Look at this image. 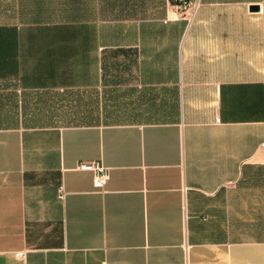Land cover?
<instances>
[{
	"label": "crops",
	"instance_id": "0c3cea01",
	"mask_svg": "<svg viewBox=\"0 0 264 264\" xmlns=\"http://www.w3.org/2000/svg\"><path fill=\"white\" fill-rule=\"evenodd\" d=\"M185 1L0 0V264H264V0Z\"/></svg>",
	"mask_w": 264,
	"mask_h": 264
},
{
	"label": "built area",
	"instance_id": "2783aa9c",
	"mask_svg": "<svg viewBox=\"0 0 264 264\" xmlns=\"http://www.w3.org/2000/svg\"><path fill=\"white\" fill-rule=\"evenodd\" d=\"M177 7L180 13L188 18L193 16V7H190L189 2L185 0H175L174 8ZM78 170L81 171H90L92 176V186L95 190L102 191L109 179L108 169L103 164L99 162H86L81 163L77 166ZM59 192L62 193V189H59ZM14 256L17 258H24L22 253H17Z\"/></svg>",
	"mask_w": 264,
	"mask_h": 264
},
{
	"label": "water",
	"instance_id": "95a60500",
	"mask_svg": "<svg viewBox=\"0 0 264 264\" xmlns=\"http://www.w3.org/2000/svg\"><path fill=\"white\" fill-rule=\"evenodd\" d=\"M257 6H251L250 8H249V10L250 11H253V12H256V10H257Z\"/></svg>",
	"mask_w": 264,
	"mask_h": 264
},
{
	"label": "trees",
	"instance_id": "16d2710c",
	"mask_svg": "<svg viewBox=\"0 0 264 264\" xmlns=\"http://www.w3.org/2000/svg\"><path fill=\"white\" fill-rule=\"evenodd\" d=\"M25 125H26V126H37V125H39V123H37V124H36V123H35V124H29V123L26 124V123H25Z\"/></svg>",
	"mask_w": 264,
	"mask_h": 264
}]
</instances>
